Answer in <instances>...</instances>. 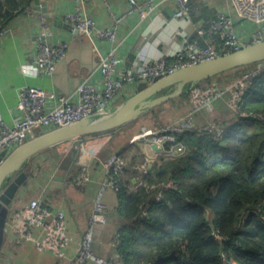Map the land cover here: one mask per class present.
<instances>
[{
    "label": "crops",
    "instance_id": "0c3cea01",
    "mask_svg": "<svg viewBox=\"0 0 264 264\" xmlns=\"http://www.w3.org/2000/svg\"><path fill=\"white\" fill-rule=\"evenodd\" d=\"M200 3L210 11V15L206 17L209 22L203 14L196 21L191 18V23L175 20L172 17L175 10L172 2L164 3L145 20H141L137 14L126 15L129 7L126 0H89L83 9L99 26L110 25L112 16L122 17L117 27L116 39L117 52L122 60L118 68L121 70L136 60L142 62V58L154 59L162 54L172 53L180 41L177 30L193 33L198 25H209L212 18L220 12L236 16L231 0H207ZM77 5L75 0H29L24 10L18 12L5 26L9 29L8 34L0 37V115L6 124L13 125L20 118L17 104L22 87L38 86L56 94L69 95L84 79L95 85L101 84L99 60L101 56L107 55L113 44L98 38L90 41L78 34L68 21V16ZM164 11H168L167 15ZM236 26L241 37L251 38L254 26L250 22L236 20ZM200 39H206L207 43L215 45L219 43L214 36ZM62 42L68 45L67 56L58 64L52 76L37 77L24 69L34 60L41 45H57ZM242 71L241 68H236L225 72L215 77L212 83H229L240 76ZM141 84L125 83L114 98L112 109H117L141 91ZM228 101L229 95H225L210 108L190 114L192 104L187 91L116 130L82 141L85 144L82 159L88 165L90 187L78 188L71 183L72 177L82 166L76 152V145L82 137L53 145L29 158L24 166L26 179L9 206L5 238L0 249V264H70L81 236L89 226L93 202L104 177V160L111 154L126 150L130 145H135L134 149L140 145L139 151L148 161H152V166L160 165L166 159L183 156L189 150L185 145L175 143L166 148V144L174 142L175 137L165 135L148 136L139 140L137 138L182 116L196 127L211 122L222 127L230 126L237 121V117ZM38 130H35V137L42 134ZM124 174L126 178L132 176L131 173ZM32 199H39L65 214L70 239L59 255L37 248L35 242L44 238L41 229L33 230L35 242L20 240L11 231V215L25 208ZM101 199L106 205L109 220L107 225L95 228L92 249L94 246L95 253L115 261L118 250L114 241L123 224L117 213L119 198L116 192L106 189ZM85 264L96 263L88 260Z\"/></svg>",
    "mask_w": 264,
    "mask_h": 264
},
{
    "label": "built area",
    "instance_id": "2783aa9c",
    "mask_svg": "<svg viewBox=\"0 0 264 264\" xmlns=\"http://www.w3.org/2000/svg\"><path fill=\"white\" fill-rule=\"evenodd\" d=\"M78 5L73 13L68 16L69 23L82 37L93 41L95 38L105 40L113 44L111 50L105 56H101L98 69L102 76L100 85H95L84 79L74 92L69 95L56 94L38 86L22 87L18 93L17 109L20 118L13 124H6L0 115V153L6 155L18 147L35 138V130L45 132L72 125L90 116H105L115 109L113 101L125 83H150L155 77H164L178 69L189 67L198 63L213 60L220 55L242 49L243 47L264 41V0H231L235 10V17L226 13H217L209 23L208 28L198 25L193 33L177 30L180 38L176 48L168 55H160L156 58L134 61L130 66L119 70L122 63L117 52V27L122 17H113L112 23L107 26H99L88 17L83 9L89 0H75ZM128 10L126 15L137 14L141 20L152 16L157 8L167 2L175 5L173 18L181 21H191V9L194 0H126ZM206 2L207 0H199ZM236 20L250 22L254 29L251 38L241 37L236 26ZM191 23V22H190ZM161 26V25H159ZM240 30V29H239ZM7 27L0 28V37L8 34ZM213 34L219 43H207V35ZM68 51L65 42L57 45H41L31 62L24 69L37 77H50L55 72L58 64L62 62ZM264 71V61L253 64L250 68L242 71V74L227 84L212 83L195 85L189 90L192 109L190 114L210 108L217 100L229 95L228 104L235 113L239 110L242 97L251 85L253 79ZM213 81V80H212ZM209 132L216 138H221L225 133L222 126L211 122L205 126H194L186 117L177 119L145 133L137 139L148 136H171L176 137L185 133ZM41 135V134H40ZM37 137V136H36ZM136 139V140H137ZM135 140V141H136ZM84 140H79L76 145L78 159L82 164L79 172L72 177L71 183L78 188L90 187L91 178L87 163L82 159L84 153ZM134 141V142H135ZM133 144V143H132ZM104 177L100 190L93 202L92 212L89 218V226L81 236L78 249L71 259L70 264H85L88 260L96 264H125L122 257L117 254V259L104 258L92 249L94 230L97 226L108 224L109 216L106 205L101 197L106 189L119 192L122 187L137 189L145 187L156 191L154 199L160 201L162 193L175 185L172 179L158 184L148 185L144 180V174L149 169L148 160L137 163V174L133 185H127L128 178L123 172L126 160L117 154H111L102 163ZM264 220V215L261 217ZM239 227V225H238ZM11 231L20 240L33 241L34 229H41L44 238L35 242L41 251H47L59 255L61 249L69 241L65 214L61 210L43 203L39 199H32L25 208L16 211L10 217ZM237 229V228H236ZM212 234L215 239L223 243L228 237L221 235L215 228ZM120 244L119 234L115 237L114 246ZM227 264H236L225 258Z\"/></svg>",
    "mask_w": 264,
    "mask_h": 264
},
{
    "label": "trees",
    "instance_id": "16d2710c",
    "mask_svg": "<svg viewBox=\"0 0 264 264\" xmlns=\"http://www.w3.org/2000/svg\"><path fill=\"white\" fill-rule=\"evenodd\" d=\"M28 2L0 0V28ZM202 14L209 22V9L194 0L191 18L196 21ZM208 36L216 38H204ZM147 86L142 83L140 90ZM235 114L237 121L223 127L221 138L206 131L185 133L166 144L180 143L189 150L144 174L148 185L174 181L160 201L154 199L155 189L126 186L117 192L123 222L117 250L125 264H152L159 255L171 253L174 257L165 264H227L225 258L236 264H264V71L253 79ZM134 146L118 153L126 160L123 172L132 175L127 185H133L135 165L145 159L140 145L136 150ZM213 228L228 239L217 241Z\"/></svg>",
    "mask_w": 264,
    "mask_h": 264
},
{
    "label": "water",
    "instance_id": "95a60500",
    "mask_svg": "<svg viewBox=\"0 0 264 264\" xmlns=\"http://www.w3.org/2000/svg\"><path fill=\"white\" fill-rule=\"evenodd\" d=\"M167 12L164 11L166 15ZM261 61H264V41L247 45L207 62L178 69L164 77H155L147 87L105 116L95 115L84 118L72 125L45 132L8 155L5 152L0 153V249L5 238L9 206L26 179L24 166L29 158L61 142L119 128L154 107L183 95L202 81ZM186 85L189 88L184 92ZM173 87L175 88L172 91L165 93ZM151 165L152 161H149L148 166ZM173 257L174 253L167 256L159 255L152 264H165Z\"/></svg>",
    "mask_w": 264,
    "mask_h": 264
},
{
    "label": "rangeland",
    "instance_id": "374dc122",
    "mask_svg": "<svg viewBox=\"0 0 264 264\" xmlns=\"http://www.w3.org/2000/svg\"><path fill=\"white\" fill-rule=\"evenodd\" d=\"M227 72H228V71H227ZM213 79H214V78H213ZM213 79H212V80H213ZM212 80H211L210 82H212ZM210 82H209V83H210ZM206 83H207V80H206V81H202L200 84H201V85H203V84H205V85L209 84V83H207V84H206ZM226 84H227V83H226ZM174 88H175V87H173L172 89H174ZM188 88H189V86L186 85V87H185V89H184V92H186V91L188 90ZM172 89H168L167 92H165V93H168V92L172 91ZM157 128H158V127H157ZM115 130H116V129H115ZM38 131H41V130H38ZM36 132H37V129H36ZM144 158H145V157H144ZM145 160H147V159L145 158L144 161H145ZM148 162H149V161H148ZM151 166H152V165H151ZM151 166H149V168H151ZM98 227H100V226H97L96 229H97ZM93 245H94V244H93ZM93 249H94V246H93ZM94 250H95V249H94ZM95 251H96V250H95Z\"/></svg>",
    "mask_w": 264,
    "mask_h": 264
},
{
    "label": "bare ground",
    "instance_id": "6f19581e",
    "mask_svg": "<svg viewBox=\"0 0 264 264\" xmlns=\"http://www.w3.org/2000/svg\"><path fill=\"white\" fill-rule=\"evenodd\" d=\"M189 31V30H188Z\"/></svg>",
    "mask_w": 264,
    "mask_h": 264
}]
</instances>
